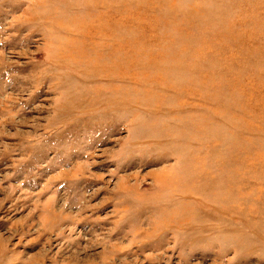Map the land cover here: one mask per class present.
Here are the masks:
<instances>
[{
    "label": "rangeland",
    "instance_id": "1",
    "mask_svg": "<svg viewBox=\"0 0 264 264\" xmlns=\"http://www.w3.org/2000/svg\"><path fill=\"white\" fill-rule=\"evenodd\" d=\"M0 264H264V0H0Z\"/></svg>",
    "mask_w": 264,
    "mask_h": 264
}]
</instances>
